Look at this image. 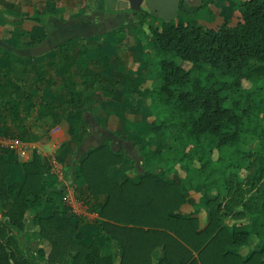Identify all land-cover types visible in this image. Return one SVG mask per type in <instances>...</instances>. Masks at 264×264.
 Returning a JSON list of instances; mask_svg holds the SVG:
<instances>
[{
    "label": "trees",
    "instance_id": "trees-1",
    "mask_svg": "<svg viewBox=\"0 0 264 264\" xmlns=\"http://www.w3.org/2000/svg\"><path fill=\"white\" fill-rule=\"evenodd\" d=\"M223 1L234 2L242 19L224 18L212 26L218 14L210 5L216 0L197 6L179 0L177 16L168 20L134 11L137 30L131 33L126 23L100 35L95 55L85 37L67 38L36 57L9 49L0 53V96L5 98L0 135L40 138H27L29 130L21 122L24 109L28 114L35 106V96L38 113L51 119L49 127L67 119L73 135L82 134L87 128L80 112L107 100L124 78L128 92L147 100L151 130L163 144L144 153L157 167L138 182L110 177L109 170L124 157L111 145V136L78 159L74 194L101 217L97 233L105 235L104 246L98 239L82 242L79 220L74 221L78 216L60 198L62 190L49 182L39 154L25 162L24 182L17 185L8 180L12 151H0V214L8 219L0 218V264H115L117 249L120 264H152L155 250L158 264H264V0ZM2 4L0 27L14 22L21 47L26 40L31 46L44 40L40 27L46 28L57 12L52 3L31 14L13 1ZM126 36L142 42L149 84L126 71L127 58L117 46ZM35 59L46 61L47 68L37 71L39 81L26 91L14 82V72L18 65L37 68ZM47 85L56 86L53 94H40ZM13 119L20 121L16 129L7 122ZM227 170L252 177L250 198L224 200L221 177ZM200 182L215 195L183 210L187 192ZM240 202L246 211L235 209ZM27 211L50 244L32 257L23 254L16 234Z\"/></svg>",
    "mask_w": 264,
    "mask_h": 264
},
{
    "label": "crops",
    "instance_id": "crops-1",
    "mask_svg": "<svg viewBox=\"0 0 264 264\" xmlns=\"http://www.w3.org/2000/svg\"><path fill=\"white\" fill-rule=\"evenodd\" d=\"M46 1L47 0H30L29 3L32 5L33 9L39 8L46 11L49 4L46 6L47 8L45 7L46 9L42 8V6L46 4ZM188 1L192 6H197L205 0H202L199 4H192V0ZM221 1L223 0H216L215 4L213 3L210 5L211 9L220 15L223 12H220L223 10L220 4ZM49 3H52L57 10V12H54V14L50 16L54 18H71V20L62 23L63 27L61 25H59V29L54 27L53 33L49 34L48 37L51 39L52 45L71 37H94L97 34L95 39L96 42L100 35L116 29L120 24H130L131 22L138 21L139 19L135 17L136 14L134 11H141L150 16L161 18L169 5L168 0H161V2L156 5H153L150 0H143L141 8L139 10H133L130 0H51ZM178 3L179 0H173V8L171 9L174 10V17L177 16L179 12ZM23 13L31 14L28 12ZM127 16L129 18H127ZM73 17L77 19L83 17L85 20L80 24H73V22L69 25L66 24L73 21ZM166 20H168V18ZM144 26L143 28L148 31L147 25L145 24ZM134 29L135 30L132 31L130 26L131 33H134L137 27ZM51 30L52 28L49 29V31ZM47 33L48 31H45L42 34L47 35ZM129 37L132 38L133 43H139L138 48L140 53H138L139 56L137 57L141 59L143 56L142 42H135L132 36ZM124 40L125 38L123 41ZM130 62L131 64L133 63L132 60H130ZM129 65L127 59V72L140 82L139 78L142 75L144 76V74L132 71ZM125 86L126 81L124 78H121L115 93L107 100L95 104L89 109L95 111V115L102 125L103 134L106 137L112 134L111 145L115 149H122L124 154L122 162L109 170L108 173L110 177L117 182H122L126 179L138 182L143 173L141 164L148 161V158L142 156L141 148L147 143V141L144 142V139H147V134H151V117L148 110H146V106L143 110L140 109L143 98L137 94L130 95ZM99 106H102V108L96 112ZM86 132L74 136L73 128L68 120L63 119L57 125L51 127L45 135L40 136L38 140L25 141V156L22 157L16 152L9 155V159L11 160L9 164V182H14L17 185H21L24 182V164L32 160L35 153H37L45 164V174L49 176V182L53 186H58L59 182H62L63 176H69L68 182H70L72 185L71 188L73 189L74 167L80 156L86 151V144L94 139L96 134V132L89 134L88 127ZM83 135L86 136L81 142ZM139 141H143V145H141L142 142L141 144L138 143ZM148 164H150V162H148ZM53 177H56L57 180L55 181ZM70 194L72 193L70 192ZM79 201L80 200H78V202ZM182 209L186 211L191 210L186 204L182 206ZM88 213L89 217L97 218L96 222L101 218L97 212L88 210ZM98 226V223H93L90 229L91 232H89V234L86 233L83 239L87 243L91 242L93 239H98L102 246L107 245L105 235H98L97 233ZM117 252L118 256H116V262L120 264V249H117ZM154 253L155 251L152 254L153 258Z\"/></svg>",
    "mask_w": 264,
    "mask_h": 264
},
{
    "label": "rangeland",
    "instance_id": "rangeland-1",
    "mask_svg": "<svg viewBox=\"0 0 264 264\" xmlns=\"http://www.w3.org/2000/svg\"><path fill=\"white\" fill-rule=\"evenodd\" d=\"M13 1V0H10ZM30 0H14V3L16 4L17 8L20 9L22 12H28V13H33L34 9L32 8V5L29 3ZM51 0H47L46 4L42 6V8L46 9L47 5L49 4ZM202 0H192V4H199ZM208 1V0H206ZM3 0H0V6H2ZM17 2V3H16ZM43 2V1H42ZM150 2L153 5L159 4L161 2V0H150ZM169 5L167 10L164 12V14H162V17L160 18L161 20H166L167 18H171L174 17V10L171 9L173 8V0H168ZM221 6L223 8V12L220 14H218L215 17V22L212 23L211 25L215 26L218 25V23L222 22L224 20V18L235 22H238L240 19H242V12L240 9L237 8V6L235 5V3L233 2L231 5H228V3L221 1ZM46 7V8H45ZM205 12V11H204ZM203 12V14H204ZM127 18H129L127 16ZM10 19L14 20L13 16H10ZM71 20V18H61V17H52L49 16L48 17V27L43 28L40 27L41 29L39 30L40 33L43 32H47V35H45L44 40H39L37 41V43L34 46L28 45L27 44V40L25 41L26 43L23 44V46H19V38H20V34L18 32V26L14 24V22H10L8 24H6L5 26H1L0 27V53H2V51L4 49H9L13 52H16L22 56H38L40 54H42L45 51H48V49L52 48L54 45H52L51 43V39L48 37L49 34L53 33L52 31H54V27H57V29H59V25H62V23L67 22ZM85 19L83 17L81 18H74L73 17V21L68 22L66 24H80L84 21ZM137 20V19H136ZM139 22L138 21H134L130 23L131 26V30H135L134 28L136 27V24ZM26 26L27 27H31V25L33 24L31 21H26ZM145 27V26H144ZM52 28L51 31H49V29ZM97 35V34H96ZM89 36V37H85V42L87 43V45L90 48V53L91 55H95L96 54V43H95V39L97 36ZM118 51L120 50V53H122L123 56H126V58L128 59L129 62V67L132 71L137 72V73H142L144 74V76L142 75L139 79L141 83L149 84L150 81L146 78L145 74L147 72V67H145L144 65V59L143 56L141 59H139L137 56H139L138 53H140L139 51V43H133L132 42V38L131 37H125V40L122 41L121 44H118ZM138 58V59H137ZM33 60V59H31ZM130 60L133 61V63L131 64ZM34 61H38L37 63V68H30L27 65H18V68L16 69V71L14 72V76H13V80L14 82L21 88L24 89L26 91L29 90V87L37 84L38 80V74L37 71L39 70H45L47 68L46 65V61H40L39 59H35ZM150 62H154L153 59H150ZM38 69V70H37ZM126 71H127V67H126ZM47 75V74H46ZM139 81V80H138ZM55 85H47V86H42L40 89V94H46V95H51L53 94L52 92L55 91ZM130 95V92H128ZM4 97L0 96V101H4ZM33 100L35 101V106L31 109V111L27 114L25 112L26 109H24V118H23V122L27 128H28V133H27V138H30V134H35L38 136H43L45 135L49 129L51 127L50 123H51V119H49L46 115L45 116H41L38 113V99L35 96L33 98ZM145 106L147 107L146 110H148L149 115H150V110L148 108L147 105V100L145 98H143L142 103H141V107L140 109H144ZM23 108H25V105H23ZM102 106H99L98 109L96 110L99 111L101 110ZM80 115L83 118L84 123L86 124V126L88 127V131L89 134L96 132L95 134V138L92 139L91 141H89L88 144H86V151H88L89 149L94 148L95 146L99 145L105 138L106 136L103 134V129H102V125L100 123V121L98 120V118L95 115V111H93L92 109H87L85 111H81ZM151 117V116H150ZM150 119V118H149ZM14 120V119H13ZM7 122H10L12 124V127L14 129H16V126L18 125V123H20L19 120H8ZM86 127V128H87ZM150 133L147 134L146 138L144 139V142L147 141V143L145 144V146L143 145V141H139L138 143L142 144V156H144L145 152H149V150L153 149V148H162L163 144L161 143V139L160 136L155 133L154 131H150ZM88 133V132H86ZM107 135V136H111ZM86 135H83V139L81 140V142L85 139ZM9 137H15V138H19L21 140L24 141H28L27 139H22L20 137H16V136H9ZM112 137V136H111ZM112 143V142H111ZM169 144L171 143V141L169 140L168 142ZM0 151L4 152V151H8V153L11 152V150L7 147H2L0 146ZM85 151V152H86ZM13 153V152H12ZM11 153V154H12ZM145 157V156H144ZM147 158V157H145ZM148 162H150V164H148ZM141 170L142 172H146L149 170H154L157 167V164L155 163V161L151 158L148 157V161L143 162L141 164ZM56 173V172H55ZM182 173V172H181ZM180 173V174H181ZM166 175L171 176L170 171L166 172ZM175 176H178V174H176ZM54 180L56 181L57 178L53 177ZM231 180V181H230ZM69 181V176H63L62 178V182H59V185L57 188L61 189V193H60V198L62 199V201L67 205V207L69 208L71 214H76L78 216V219L75 218V222H77L79 220L78 223V230L82 233V242L85 245H89L91 242H85L83 237H85L86 233L89 234L90 229L92 228V224L93 223H99V220L96 219L97 218H91L89 217V213L88 210L83 207V204L78 200H76L75 194L73 189L71 188V184ZM221 181L223 183L222 187H221V195L224 196V200L225 201H229L230 198L233 197H239L240 199H245V198H250V194L252 192L251 190V185H252V177L248 176L247 173L245 172H239V171H235V170H227L225 171V173L222 174L221 177ZM231 186L230 188L228 186ZM70 192L72 193V198H73V205L70 204ZM215 194L212 193L211 191H209V189L203 185V182H200L198 184V186L190 191L187 192V202L185 203L189 209H194L193 208V204L194 202L198 201L199 198H201L202 196H206L208 198L213 197ZM235 209L237 210H245V205L243 203H235ZM0 218L2 219V221H7L8 219L5 218L4 216H2V214H0ZM232 220V218H227L228 223H230ZM24 221V228L18 232H16V234H18L19 237V242H20V248L23 252V254L26 257H32L35 256L37 254V250L41 247H49V242L44 239L42 236H40L39 234V229H40V225L34 221V217L31 214V212L27 211L25 214V217L23 219ZM29 231L31 232H35V234H33V236L29 233ZM14 232V231H12ZM249 247H244L242 249L243 253L248 252ZM118 252L116 251V256ZM159 251L155 250L154 253V258H153V262L152 264H158V256H159ZM41 264H48L47 262H43ZM115 264H119L115 261Z\"/></svg>",
    "mask_w": 264,
    "mask_h": 264
},
{
    "label": "built area",
    "instance_id": "built-area-1",
    "mask_svg": "<svg viewBox=\"0 0 264 264\" xmlns=\"http://www.w3.org/2000/svg\"><path fill=\"white\" fill-rule=\"evenodd\" d=\"M0 146H2V147L5 146V147L9 148L12 152H16L17 154H19L22 157L26 155V143L24 140H21L19 138L0 135ZM73 191H74V189H73ZM71 195L72 194L69 195L70 204L73 205V198Z\"/></svg>",
    "mask_w": 264,
    "mask_h": 264
},
{
    "label": "water",
    "instance_id": "water-1",
    "mask_svg": "<svg viewBox=\"0 0 264 264\" xmlns=\"http://www.w3.org/2000/svg\"><path fill=\"white\" fill-rule=\"evenodd\" d=\"M133 10H139L143 0H130Z\"/></svg>",
    "mask_w": 264,
    "mask_h": 264
}]
</instances>
